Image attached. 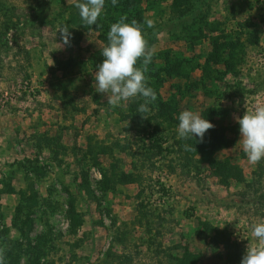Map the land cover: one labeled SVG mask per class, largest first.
<instances>
[{
  "label": "rangeland",
  "instance_id": "rangeland-1",
  "mask_svg": "<svg viewBox=\"0 0 264 264\" xmlns=\"http://www.w3.org/2000/svg\"><path fill=\"white\" fill-rule=\"evenodd\" d=\"M141 4L143 14L105 0L96 25L85 27L72 0H0L4 264H240L255 245L264 159L248 160L236 117L264 103V0ZM123 15L144 26L155 49L145 75L156 100L146 113L137 111L141 97L113 108L95 90L104 59L97 35ZM64 25L70 46L57 32ZM211 38L234 47L206 60ZM172 65L187 77L168 79ZM159 101L170 116L154 113ZM182 110L215 125L205 142L178 138Z\"/></svg>",
  "mask_w": 264,
  "mask_h": 264
},
{
  "label": "clouds",
  "instance_id": "clouds-1",
  "mask_svg": "<svg viewBox=\"0 0 264 264\" xmlns=\"http://www.w3.org/2000/svg\"><path fill=\"white\" fill-rule=\"evenodd\" d=\"M117 2L118 0H111L113 6ZM72 3L79 10L83 23L93 26L104 10L105 0H72ZM146 24L149 28L154 27V22L150 19L146 20ZM143 27L135 19L127 22V16L123 15L111 24L107 33L108 42L101 51L104 59L97 65L95 72V90L106 96L107 103L113 108L120 106L122 101L141 97L144 102L137 111L146 113L149 111L148 106L156 100V92L148 85L145 75L155 49L148 45ZM57 32L63 45L70 46L72 33L69 27L58 26ZM141 60L142 63L138 64ZM236 120L243 152L251 163H259L264 159V103L257 104L254 109H246ZM178 121V138L184 140L199 137L200 142H203L205 133L215 127L210 120L192 110H182ZM184 147L187 151L193 150L188 144ZM251 230L256 243L246 247L240 264H264V221L253 223ZM5 251L0 247V264L5 262Z\"/></svg>",
  "mask_w": 264,
  "mask_h": 264
},
{
  "label": "trees",
  "instance_id": "trees-1",
  "mask_svg": "<svg viewBox=\"0 0 264 264\" xmlns=\"http://www.w3.org/2000/svg\"><path fill=\"white\" fill-rule=\"evenodd\" d=\"M123 1V4L125 5V6H129V7H134L133 6V4H136L139 8H136V7H134L135 8V10L136 11H138L139 12V14H143V13H145V7L144 6H142V2H145V4L148 2V0H122ZM159 0H155V2H158ZM170 1H172V4H174V2H175V0H170ZM83 22V21H82ZM11 26L10 25H5V29H8V28H10ZM85 27H86V25H85ZM214 28H216V27H214ZM4 29V30H5ZM108 33V32H107ZM107 33L106 32H101L100 34H98L97 35V37H98V39H100L101 41H102V43H103V45L105 46L106 44H107ZM210 43V46H211V53H210V56H208L207 57V59L206 60H212V61H217L218 60V57H219V49L221 48V46L223 47V46H226V47H234V44L231 42V41H229V42H227V41H223V42H221V43H218L216 40H215V38H211V41L209 42ZM4 45L6 44V42H4L3 43ZM98 52L100 53V51L99 50H97L96 51V54H98ZM228 56L229 57H231V52L228 54ZM231 59V58H230ZM230 59H227V60H223V64L224 65H226V64H228L231 60ZM155 61H158V62H160L161 60H162V58H155L154 59ZM93 62L94 63H99V61L97 60V57H95V56H93ZM161 63V62H160ZM165 65V64H164ZM165 70H166V77L168 78V79H170L171 80V78H173V77H183V78H185V77H187V73H182V72H180L179 71V69H178V66L176 65H172V66H170L168 69H166L165 68ZM174 79V78H173ZM178 104L180 105L181 103L180 102H178ZM137 108V107H136ZM154 113L156 114V115H161V114H164V115H168V116H170L171 114H170V112H169V110H168V106H166V105H164V104H162V102H158V106L156 107V110L154 111ZM154 113L153 114H151V117H152V120H153V124H154V126L151 128V130H150V132H148V135H150V141H152V145H157V122H155V116H154ZM205 115V114H204ZM203 116V115H202ZM204 117V116H203ZM205 118V117H204ZM137 122H138V120H137ZM139 122H140V120H139ZM142 129V131H145V129L144 128H141ZM156 135V136H155ZM207 136H211L210 135V133H209V135L207 134ZM205 137V136H204ZM208 137V138H209ZM203 141L205 142L206 141V139H204L203 138ZM159 146H157V148H158ZM213 148H211L210 147V149L208 150V148H205V150H203L201 153H200V156H202V157H204V156H209L210 154H211V150H212ZM84 181V191L86 192V193H91V191H90V189H89V187H88V185H87V183L85 182V180H83ZM25 223H26V228L28 229L29 227H30V222H29V220H26L25 221ZM205 226V225H204ZM205 228L207 229V227L205 226ZM222 241H224V240H222ZM222 244L225 246V247H228L229 245H230V243L228 242V240H225L224 242H222ZM236 257V254L235 253H233V259ZM232 258L230 257V256H228V259H227V261L228 262H230V263H232L233 261H232Z\"/></svg>",
  "mask_w": 264,
  "mask_h": 264
}]
</instances>
